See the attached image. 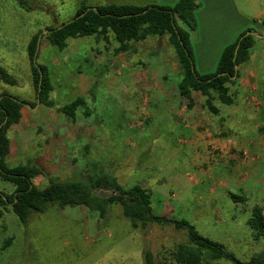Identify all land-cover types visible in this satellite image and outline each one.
<instances>
[{
  "label": "rangeland",
  "instance_id": "1",
  "mask_svg": "<svg viewBox=\"0 0 264 264\" xmlns=\"http://www.w3.org/2000/svg\"><path fill=\"white\" fill-rule=\"evenodd\" d=\"M83 2L96 6L134 1L29 0L32 9L27 10L15 0H0V65L17 79L15 85L1 82L0 94L5 90L24 102L20 122L8 130V164L39 165L44 173L33 183L40 188L48 184V176L78 179L98 171H111L126 185L141 183L152 192L156 214L188 220L247 264L264 250V239L256 238L248 224L252 208L264 207L263 135L251 134L249 146L235 153L234 163L228 161L230 151L225 155L233 141L223 147L209 143V130L201 133L205 144L192 148L197 139L178 133L172 122L176 115L166 110L160 96L162 90L177 89L178 83L177 72L164 62L165 54L170 61L172 57L161 37L132 42L121 52L115 51L112 34L110 44L91 36L70 38L63 50L52 46L47 26L71 20ZM178 24L183 25L180 20ZM40 30L37 63L48 67L56 106L85 97L75 120L38 103L27 44ZM196 101L201 106L199 93ZM200 110L210 118L205 108ZM240 142L234 144L241 148ZM258 143L256 152L253 145ZM255 153L260 155L256 162L250 158ZM242 163L241 190L227 194L224 188ZM14 188L0 177V193ZM185 242L187 232L173 224L132 226L118 203L109 206L105 218L85 206L51 205L26 223L11 210L0 220V264H146L148 250L154 264H174V252ZM205 264L238 263L218 259Z\"/></svg>",
  "mask_w": 264,
  "mask_h": 264
},
{
  "label": "trees",
  "instance_id": "2",
  "mask_svg": "<svg viewBox=\"0 0 264 264\" xmlns=\"http://www.w3.org/2000/svg\"><path fill=\"white\" fill-rule=\"evenodd\" d=\"M15 1L22 8L32 9L29 0ZM200 4V0H178L171 6L160 3L109 2L96 5L97 9H93L90 8L92 5L83 2L71 20L58 26L48 25L47 38L52 46L63 50L70 38L100 36L110 44L113 37L118 42L115 51L121 52L128 50L132 42L144 41L149 36H166L182 69L178 89L184 104L189 110H193L198 105L195 94L199 93L203 97L201 106L209 114L217 116L221 107L235 104L232 86L236 85L239 78V68L237 71L236 65L239 67L249 60L256 39L253 33H248L252 29L243 31L233 43L224 48L215 71L205 74L198 72L190 32L180 26L178 20L192 31L196 30L195 11ZM41 34L42 30L33 34L27 44L37 99L40 98L42 104L55 107L75 120L77 110L85 105V97L79 96L63 106H56L51 96L54 88L48 67L34 61ZM40 81L42 84L39 90ZM1 82L15 85L17 79L0 65ZM23 104L19 98L5 90L0 94V124L5 121L0 128V165L3 170H0V177L11 181L15 187L11 193H0V220L5 211L11 210L21 222L26 223L34 213L45 212L51 205L60 208L85 206L105 218L109 206L118 203L122 214L134 227L144 229L152 223L173 224L177 229L187 232L188 242L178 244L173 254L174 264H205L218 259L241 264L222 243L202 235L188 220L156 214L151 190L141 183L126 185L111 171H98L78 179L62 180L48 176L45 187L34 185L33 179L44 173L39 165L29 161L10 166L7 162L11 148L8 130L20 122ZM105 190L110 193L106 194ZM232 197L245 200L244 196ZM248 224L256 238L264 239V207L256 205L252 208ZM145 259L146 264H154L151 251H146ZM247 264H264V250Z\"/></svg>",
  "mask_w": 264,
  "mask_h": 264
},
{
  "label": "crops",
  "instance_id": "3",
  "mask_svg": "<svg viewBox=\"0 0 264 264\" xmlns=\"http://www.w3.org/2000/svg\"><path fill=\"white\" fill-rule=\"evenodd\" d=\"M133 1L131 3L134 4L159 2L160 4L171 6L178 0ZM200 3V6L195 11L196 30L192 31L183 22V25H180L190 32L194 61L198 72L205 74L215 71L224 48L228 44L233 43L243 31L252 29V33L255 36L256 40L251 49V56L248 61L238 67L239 78L236 85L232 86L235 104L229 107H221L220 114L217 117L210 115V118L204 116L206 113L200 110L202 106L197 105L193 110H189L184 104L178 89L182 79V69L177 61L175 51H170L171 45L166 36L161 38H163L162 42L165 43L166 51H168V55L172 57V60L170 61L165 54L164 62L173 66L178 74V83L177 89L174 91L169 89L166 91L162 90L160 91V96L166 101V110L168 109V112L173 117L176 115L172 122L180 129L178 133L181 135L184 132L197 139L198 144L192 145V148L197 150L195 146L205 144L201 133L209 130V133H207L209 139L211 138L209 143L214 142L218 147H223L228 140L233 141V144H230L227 148L225 155H229L228 161L234 163L235 159H237L235 153L239 155L243 150L242 146H249L251 134L261 133L263 136L260 138L264 140V131L262 132L264 130V0H200ZM101 41L104 42L105 40L101 38L99 42ZM117 46L118 43L115 40L114 49ZM104 48L106 51L109 50L108 45L104 46ZM180 103L181 106L178 108L177 105ZM202 119L204 120L203 123ZM206 120L208 121L206 122ZM238 139L241 141V148H238V143L237 145L234 144ZM179 140L181 138H178ZM253 146V148L257 147L255 149L256 152L260 149L259 143ZM229 151L231 154H228ZM254 155L250 158L256 162L255 160L260 155L258 153ZM247 159H245L244 163L247 162ZM236 168L240 172H236L234 181L226 184L224 189L227 194L230 191L237 192L241 190L242 186H239L241 183L240 177L244 175L241 171L246 168L243 163ZM191 183L193 186L198 184L195 181H191ZM181 184L179 185L181 186ZM229 187L233 189H229ZM242 190L245 191L244 189Z\"/></svg>",
  "mask_w": 264,
  "mask_h": 264
},
{
  "label": "water",
  "instance_id": "4",
  "mask_svg": "<svg viewBox=\"0 0 264 264\" xmlns=\"http://www.w3.org/2000/svg\"><path fill=\"white\" fill-rule=\"evenodd\" d=\"M90 8H93V9H97V7L96 6H92V7H90ZM89 8V9H90ZM84 15V13L83 14H81L80 16H83ZM47 31H49V30H47ZM248 33H252V32H248ZM40 42H41V36L39 37V39H38V45H37V50H36V54H35V58H34V61H35V63H37V54H38V52H39V48H40ZM237 50H238V48H237ZM237 50H236V54H237ZM236 70L238 71V66L236 65ZM43 77V74H42V72H41V78ZM41 81H40V85H39V90L41 89ZM38 103H40V98H38ZM5 123V121L2 123V124H0V128H1V126L3 125ZM0 160H1V154H0ZM0 170L1 171H3L2 170V168H1V165H0Z\"/></svg>",
  "mask_w": 264,
  "mask_h": 264
}]
</instances>
